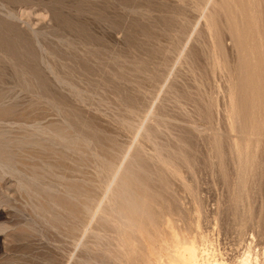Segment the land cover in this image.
I'll return each mask as SVG.
<instances>
[{
  "label": "rangeland",
  "instance_id": "obj_1",
  "mask_svg": "<svg viewBox=\"0 0 264 264\" xmlns=\"http://www.w3.org/2000/svg\"><path fill=\"white\" fill-rule=\"evenodd\" d=\"M229 1L0 0V264H142L130 251L149 257L147 240L137 231L123 235L110 195L118 179L111 182L109 165L143 172L144 193L154 187L145 194L153 208L159 201L175 205L172 210L168 204L171 210L163 209L159 221L172 217L171 230L188 241L199 239L196 245L205 246L207 257L238 264L250 255L264 264V136L254 158L259 169L246 176V196L234 180L231 141L243 147L252 139L248 148L252 145L254 154V131L227 117L229 97L243 95L239 50L227 25L235 21L232 16L241 21L250 11L245 20L255 18L253 24L243 17L234 26L248 32L254 25L258 41L253 30L249 36L258 44L253 45L258 57H264V0ZM223 5H229L228 12ZM239 23L251 27L246 31ZM250 174L257 180L253 184ZM166 229L159 223L149 238L163 257Z\"/></svg>",
  "mask_w": 264,
  "mask_h": 264
},
{
  "label": "bare ground",
  "instance_id": "obj_2",
  "mask_svg": "<svg viewBox=\"0 0 264 264\" xmlns=\"http://www.w3.org/2000/svg\"><path fill=\"white\" fill-rule=\"evenodd\" d=\"M208 1H210L211 2V0H208ZM229 1V0H228ZM237 1H239V0H237ZM236 1V2H237ZM243 1V0H242ZM254 1V0H253ZM260 1V0H259ZM197 2V1H196ZM210 2H208L209 4H210ZM241 2V0L239 1V3ZM245 2H248V1H245ZM206 3H207V0H206ZM227 3H229L230 4V1L229 2H227ZM226 3V4H227ZM232 3V2H231ZM235 3V2H234ZM233 3V4H234ZM242 3V2H241ZM244 3V2H243ZM255 3V2H254ZM254 3H250V4H252V6H253V4ZM263 3V2H262ZM223 4H224V2H223ZM245 4V3H244ZM246 4H248V3H246ZM249 4V5H250ZM230 5H232V4H230ZM248 5V6H249ZM257 5V4H256ZM229 6V5H228ZM227 6V7H228ZM233 6V5H232ZM231 6V7H232ZM235 6V5H234ZM247 6V5H246ZM247 6V7H248ZM203 7V6H202ZM223 7H225L226 9H224V11H226V12H228L227 10V7L226 6H224L223 5ZM250 7H251V5H250ZM249 7V8H250ZM229 8V7H228ZM233 8H235V7H233ZM249 8H247V10H246V12L247 11H249L248 9ZM258 8V7H257ZM217 9V8H216ZM251 9H252V7H251ZM250 9V10H251ZM220 10V9H219ZM237 9L235 8V10L234 11H236ZM256 9H254V11H255ZM218 11V10H217ZM232 11V10H231ZM230 11V12H231ZM251 11H253V10H251ZM259 11V10H258ZM225 12V13H226ZM239 12H241L240 10H239ZM214 13V12H213ZM237 16L239 15L238 14V10H237ZM242 13V12H241ZM240 13V14H241ZM248 14V16H249V14H250V11L249 12H247ZM258 13V12H257ZM215 14V13H214ZM230 13H228L227 15H229ZM232 14H233V12H232ZM234 14H235V12H234ZM242 14H244V13H242ZM251 14H252V12H251ZM222 15V14H221ZM236 15V14H235ZM234 15V16H235ZM246 15V16H247ZM236 16V17H237ZM244 17V15L242 16V19H243V17H244V19H243V21L245 20V18H247V17ZM251 16V15H250ZM233 17V16H232ZM231 17V19H234L235 21H236V19L238 18H232ZM240 17H241V15H240ZM257 17V16H256ZM212 18V17H211ZM219 18V17H218ZM228 18H230L229 16H228ZM242 19H241V21H242ZM253 19H255V18H253ZM253 19H250V17H249V20H251L250 22H249V20L247 21V20H245L244 22H249V24H253L254 22H252V20ZM209 20V19H208ZM212 21H213V18L211 19ZM230 20V19H229ZM239 20V22H241L240 21V19L238 18L237 19V21ZM211 21V22H212ZM217 21V20H216ZM225 21H226V18H225ZM228 21V20H227ZM233 21V20H232ZM234 21V22H235ZM242 21V22H243ZM254 21V20H253ZM257 21V20H256ZM261 21V20H260ZM234 22H230L229 21V23H231V24H229V25H232L231 26V28H229L228 27V25H227V29L229 30L230 29V31L229 32H233V37H234V39H235V45H236V49H238L239 51V55H237V56H239L240 57V67L242 68V76L240 77V80L238 81L241 85V88L240 89H242V92L241 93H243V95L242 96H238L239 97V100H238V98H236V97H234V96H232L233 94V92L231 93V95L230 96H232V97H229V101L231 102V105L229 106V104H228V106H229V115H230V117L227 115V117H228V119L230 118V122L231 123H233V122H240V121H242V122H240V124L242 123L243 124V122L244 123H246V124H250L251 126H252V130L254 131V134L252 133V136H254V142L256 143V144H254V145H256V147H255V149H256V151L254 150V147H253V150H254V152H256V153H254V154H252L250 151L252 150L250 147H252V145L251 146H249V148H248V145H249V143H250V141L252 140V139H245V133H244V136H242V137H244V141H245V144L243 145V147H240V145H237L236 144V141H235V144L234 143H232V142H234V141H231V149L233 150V153H234V155L235 156H237V169H238V171H235L236 173L238 172V178H236V179H234L235 181L237 180V186H238V188H239V190H243L244 189V187H245V184H247L246 182H248L247 180H246V176L247 175H249V173L250 172H253V170H255V171H257L259 168H258V166L256 167L255 165H254V158L255 157H257L258 155H257V153H258V150H260L259 149V147H261L260 145H259V143H260V141L258 140V138L259 137H261V135L262 136H264L263 135V132H264V112H263V108H264V96H263V94H264V79L262 80V79H260L259 78V74H261V70L263 69L264 70V57L262 56V54H261V56L262 57H258V54H257V51L255 52V50H254V42H253V44H252V39L255 37V35L256 34H258L259 32H257L255 29V27H251V25L249 26L248 24V26L249 27H251V29H249V31L250 30H253V28H255L254 30L257 32H254V30H253V32L252 33H255L254 34V37H252V39H251V37L249 36L250 34L252 35V33L250 32V34H249V31L248 32H241V31H238L237 32V30H236V28L237 27H235L234 25H235V23ZM232 23H234V24H232ZM238 23V22H237ZM209 24H210V22H209ZM228 24V23H227ZM240 24V23H239ZM245 25H243L242 24V26H245L246 27V31H247V27L248 26H246V23H244ZM210 26H211V28H212V24H210ZM209 26V27H210ZM238 26V25H237ZM241 26V24L239 25V27ZM241 26V27H242ZM255 26H257V25H255ZM235 28V29H234ZM242 29V28H241ZM240 29V30H241ZM210 30V29H209ZM244 30H245V28H244ZM148 31V30H147ZM146 31V32H147ZM167 31V30H166ZM216 31V30H215ZM243 31V30H242ZM231 32V33H232ZM148 33V32H147ZM231 35V34H230ZM250 37V38H249ZM261 37V36H260ZM230 38H232V37H230ZM250 40V41H249ZM254 40H257V36L254 38ZM263 40V39H262ZM258 41V40H257ZM218 42H220V41H218ZM256 44H257V42H255ZM259 43V42H258ZM254 45V46H253ZM258 45V44H257ZM264 46V45H263ZM258 47V46H257ZM259 47H262L260 44H259ZM235 48V47H234ZM235 49V50H236ZM264 49V48H263ZM257 50V49H256ZM261 50H262V48H261ZM221 51V50H220ZM263 51V50H262ZM262 51H259L260 53L262 52ZM258 52V53H259ZM264 55V54H263ZM224 56V55H223ZM260 56V55H259ZM238 59V58H237ZM236 59V60H237ZM232 62V61H231ZM236 63V62H235ZM239 63H238V66H239ZM226 65V64H225ZM237 66V67H238ZM223 67V66H222ZM227 67V66H226ZM231 67V66H230ZM240 67H238V68H240ZM228 69V68H227ZM229 70V69H228ZM235 70H237V68H235ZM238 71H240V70H238ZM238 71H237V73H238ZM240 71V72H241ZM136 72V71H135ZM227 72H229V71H227ZM231 72H233V71H231ZM231 72L229 73V74H231ZM263 73V72H262ZM235 74V73H234ZM241 75V74H240ZM227 76V75H226ZM237 76H239V74L237 75ZM135 77V76H134ZM230 77H233V75H230ZM235 78V77H234ZM264 78V77H263ZM232 79V78H231ZM237 79H238V77H237ZM43 81V80H42ZM229 81H231V80H229ZM235 81H236V79H235ZM44 82V81H43ZM232 82V81H231ZM230 82V83H231ZM233 82H234V80H233ZM237 82V83H238ZM42 83V82H41ZM45 83V82H44ZM43 83V84H44ZM47 85V84H46ZM46 85H44V86H41V85H39V86H41V88H43L44 89V87L46 86ZM231 85H232V83H231ZM226 86H229V85H226ZM234 86H236V85H234ZM49 88V87H48ZM231 88H233V85H232V87L230 86V90H231ZM236 88H238V86L236 87ZM234 89H235V87H234ZM229 90V91H230ZM233 90V89H232ZM231 90V91H232ZM230 91V92H231ZM234 91V90H233ZM235 93V92H234ZM240 93V94H241ZM230 98H231V100H230ZM30 107V106H29ZM31 107H32V105H31ZM35 107V106H34ZM34 107H32V108H34ZM31 108V109H32ZM12 109V108H11ZM28 109V108H27ZM31 109H29V110H31ZM34 110H35V108H34ZM5 111V110H4ZM28 111V110H27ZM45 111V110H44ZM228 111V110H227ZM243 111V112H242ZM35 112V111H34ZM245 112V113H244ZM6 113V112H5ZM11 113V112H10ZM24 113H26L25 111H24ZM27 113H29V112H27ZM30 114V113H29ZM27 115V114H26ZM32 116H33V114H32ZM32 116H31V119H32ZM37 116V115H36ZM35 117V116H34ZM38 118V117H37ZM30 120V119H29ZM32 120H34V119H32ZM36 121H38V119H35ZM25 121V120H24ZM39 121H40V119H39ZM42 121V120H41ZM45 122V121H44ZM43 122V123H44ZM229 122V121H228ZM38 123V122H37ZM29 124V123H28ZM47 124V123H46ZM45 124V125H46ZM63 124V123H62ZM237 124V123H236ZM240 124H238V125H240ZM234 125V124H233ZM245 125V124H244ZM41 126H43V124L41 125ZM243 126V125H242ZM247 126V125H246ZM30 127V126H29ZM44 127V126H43ZM48 127V126H47ZM58 127V126H57ZM61 127V126H60ZM230 127H232V126H230ZM240 127H241V125H240ZM244 127V126H243ZM242 127V128H243ZM249 127V125L247 126V128ZM61 128H63V127H61ZM242 128H241V130H242ZM247 128H244V129H247ZM44 129V128H43ZM67 129V128H66ZM128 129V128H127ZM48 129H46V131H47ZM61 130V129H60ZM60 130H56V131H54V133H55V137L57 138V139H59V140H63V135H62V133H61V131ZM131 130V129H130ZM38 131V130H37ZM67 131V130H66ZM238 131H239V129H238ZM244 131V130H243ZM246 131V130H245ZM251 131V129L249 130V131H246V132H250ZM32 132V131H31ZM53 132V131H52ZM51 132V133H52ZM240 133H242L241 131H240ZM45 134H50V131H49V133H45ZM33 135V134H32ZM36 135V134H35ZM93 135V134H92ZM243 135V134H242ZM246 135H250L251 136V132H250V134H246ZM31 136V135H30ZM48 136H50V135H48ZM66 136V135H65ZM32 137H35V136H32ZM44 137H46V136H44ZM72 137V136H71ZM71 137H69V139L71 138ZM215 137V136H214ZM213 137V138H214ZM238 137V136H237ZM248 137V136H247ZM29 138V137H28ZM37 138V137H36ZM240 138V137H239ZM249 138V137H248ZM264 138V137H263ZM56 139V140H57ZM90 139H92V138H90ZM98 139H100V138H98ZM30 140V139H29ZM33 140H35V139H33ZM50 139H48V141H49ZM54 140V139H53ZM74 140H76L77 141V139H74ZM102 140V139H101ZM105 140V139H104ZM240 140V139H239ZM24 141H25V139H24ZM72 142V139H70L69 140V142ZM91 141V140H90ZM244 141L242 142V143H244ZM1 142V141H0ZM108 142V141H107ZM110 142V141H109ZM212 142H213V140H212ZM238 142H240V141H238ZM253 142V141H252ZM28 143V142H27ZM37 143H38V140H37ZM42 143V142H41ZM46 143V142H45ZM58 143V142H57ZM94 144H95V142H93ZM112 142H110V144H111ZM264 143V142H263ZM33 144H34V142H33ZM74 144H75V141H74ZM73 144V145H74ZM233 144V145H232ZM5 145V144H4ZM21 145H23V144H21ZM20 145V146H21ZM31 145V144H30ZM35 145V144H34ZM46 145H48V144H46ZM52 145V144H51ZM97 145V144H96ZM215 145V144H214ZM213 145V146H214ZM228 145V144H227ZM241 145V146H242ZM262 145V144H261ZM10 146H11V144H10ZM18 146V145H17ZM36 146H37V144H36ZM50 145H48L47 147H49ZM63 145H61V147H62ZM112 146V145H111ZM217 147H218V145H216ZM221 146H222V144H221ZM229 146V145H228ZM264 145H262V147H263ZM2 147V146H1ZM8 147H9V145H8ZM7 147V148H8ZM32 147H35V146H33L32 145ZM46 147V146H45ZM45 147H43V148H45ZM65 147V146H64ZM72 147H74V146H72ZM101 147V146H100ZM104 147V146H103ZM53 148V147H52ZM77 148V147H76ZM102 148V147H101ZM109 148V147H108ZM219 148V147H218ZM230 148V147H229ZM228 148V149H229ZM34 149H37V148H34ZM41 148H39L38 150H40ZM57 149V148H56ZM59 149V148H58ZM61 149V148H60ZM72 150H73V148H71ZM98 149H100V148H98ZM97 149V150H98ZM102 149H104V148H102ZM112 149V148H111ZM220 149V148H219ZM249 149H251L250 151H249ZM262 149V148H261ZM37 150V151H38ZM50 150H52V149H50ZM53 150H55V149H53ZM79 150V149H78ZM96 150V151H97ZM101 150V149H100ZM99 150V151H100ZM110 150V149H109ZM216 150V149H215ZM6 151H8V150H6ZM23 151V150H22ZM32 151H33V149H32ZM61 151H62V149H61ZM102 151V150H101ZM100 151V152H101ZM124 151V150H123ZM139 151V150H138ZM221 151V150H220ZM228 151V150H227ZM1 152V151H0ZM8 152H10V151H8ZM60 152V151H59ZM108 152H110V151H108ZM216 152H217V150H216ZM230 152H231V150H230ZM260 152V151H259ZM3 153H4V151H3ZM12 153H13V151H12ZM24 153V152H23ZM44 153V152H43ZM74 153V152H73ZM112 153V152H111ZM116 153V152H115ZM220 153V152H219ZM40 154V153H39ZM61 154H62V152H61ZM65 154V153H64ZM99 154V153H98ZM105 154V153H104ZM117 154V153H116ZM127 154H128V152H127ZM137 154V153H136ZM157 154H159V153H157ZM161 154H163V153H161ZM256 154V155H255ZM263 154V153H262ZM7 155V154H6ZM42 155V154H41ZM50 155H52V154H50ZM66 155V154H65ZM79 155V154H78ZM112 155V154H111ZM110 154H109V156H111ZM125 155V154H124ZM129 155V154H128ZM128 155L126 156V157H128ZM171 155V154H170ZM217 155H219L218 153H217ZM232 155V154H231ZM28 156H29V154H28ZM53 156V155H52ZM100 155H98V157H99ZM107 156V155H106ZM108 156V157H109ZM119 156V155H118ZM161 156V155H160ZM179 156V155H178ZM183 156V155H182ZM222 156V155H221ZM7 157V156H6ZM31 157V156H30ZM32 157H34V156H32ZM56 157V156H55ZM66 157V156H65ZM115 157V156H114ZM135 157V156H134ZM158 157V156H157ZM169 157V156H168ZM171 157V156H170ZM177 157V156H176ZM222 157H224V156H222ZM234 157V156H233ZM3 158V157H2ZM15 158V157H14ZM104 158V157H103ZM106 158V157H105ZM113 158V157H112ZM116 158V157H115ZM123 158V157H122ZM172 158V157H171ZM173 158H174V156H173ZM180 158H181V156H180ZM216 158V157H215ZM219 158H221V157H219ZM236 158V157H235ZM234 158V159H235ZM9 159V158H8ZM44 158H42V161H44L43 160ZM77 159V158H76ZM98 159V158H97ZM165 160H166V158H164ZM185 159V158H184ZM188 159V158H187ZM223 159V158H222ZM32 160V159H31ZM69 160V159H68ZM109 160H111V158L109 159ZM117 160V159H116ZM124 160H126L125 158H123V161ZM159 160H160V158H159ZM179 160V159H178ZM256 160V159H255ZM8 161V160H7ZM16 161V160H15ZM72 161V160H71ZM76 161V160H75ZM77 161H79V160H77ZM113 161H114V158H113ZM122 161V160H121ZM160 161H162L163 162V160H160ZM36 162V161H35ZM35 162H34V164H35ZM46 162V161H45ZM60 162V161H59ZM111 162V161H110ZM116 162V161H115ZM114 162V163H115ZM134 162V161H133ZM157 162V161H156ZM222 162V161H221ZM33 163V162H32ZM42 163H44V162H42ZM47 163V162H46ZM81 163V162H80ZM113 163V162H112ZM138 163V162H137ZM159 164H160V162H158ZM163 163H165L164 164V166H166L167 167V161L165 162H163ZM170 163V162H169ZM263 163V162H262ZM30 164H31V162H30ZM50 164L51 163H49L48 165L50 166ZM58 162H57V165L56 166H58ZM109 164H111V163H109ZM108 164V165H109ZM124 164V163H123ZM130 164H131V162H130ZM129 164V162H126V165H130ZM133 164V163H132ZM177 164V163H176ZM220 164V163H219ZM256 164V163H255ZM47 165V164H46ZM64 165H65V162H64ZM104 165V164H103ZM125 165V164H124ZM124 165H122V166H124ZM134 165H136V164H134ZM142 165V164H141ZM170 165H172V164H170ZM170 165H168V169H169V166ZM257 165V164H256ZM263 165V164H262ZM261 165V166H262ZM33 166V165H32ZM31 166V167H32ZM51 166H53V165H51ZM74 166V165H73ZM113 166L114 165H112V166H108L107 167V169H106V167H105V169L106 170H108L109 172H111V182H113V180L114 179H118L117 181H118V183H117V186H114V190H110L111 189V182L109 183V181H108V184L110 185H108L109 186V190L110 191H112L113 193L111 194L110 193V195L112 196L113 195V199H112V205H114V207L116 208V215L114 216V217H118L119 219H121L120 221L122 222H119V223H121V224H124V226L123 225H120L121 227L123 226L124 227V230H121V231H123L122 233H124L123 235H125V237H127L128 238V236H130V234L131 233H133L134 231H137V233L139 232L146 240H147V249H148V251H149V254H150V256L149 257H147V256H144V255H142V254H140V253H134L135 251H133V247L135 246V244H134V246L132 245V244H129L128 246L129 247H131L132 246V248H129L128 247V249H132V251H130L131 252V255L132 256H134L135 258H136V260H138L140 263H142V264H227V263H224L223 261H219L218 259H213V258H215V255L213 256V258L212 257H207L208 255L207 254H210V253H208L207 251H206V249H205V251L207 252V254H205L206 252H203L202 250H204V248H205V246H203L202 248V250H201V247L199 246V239L197 240V237H196V240L198 241V247L200 248V250L198 249V247H197V245H196V243H197V241L195 242L194 240H195V238H194V240L192 239L191 240V238H190V241H188V240H185L187 237L185 236V234H182L181 233V235H184L186 238H183V236L180 238V236H177V235H180V233L179 234H175V232L177 231H175V229L176 228H173V230L175 231V232H173V230H171L172 229V223L174 222L173 220V218L171 217V219H172V221H171V219L169 220L168 218H166L167 216H169V215H167L166 217H165V219H167V220H165V219H163L164 220V222H162L163 224H165V227L167 228L166 230L168 231V234L166 233V230H163V231H165V234H167L166 236L168 237V239H167V237H166V239H167V241H166V243H164V241H163V243H162V241H160V244L158 243L157 245H160V249L162 250V252H166V254H165V256L163 257V256H161V254H159V251H158V249L156 248V246L155 245H153V243H152V241H151V243H150V240H149V238L151 237V235H152V233H153V229L154 228H156V226L160 223V224H162L160 221H159V219H160V217H161V211L163 212V209L166 211V210H169L170 208H172V210H174V207H175V205L173 206L171 203H169L168 202V200H167V202H168V204L169 205H172V207L171 206H169L168 204H167V206H169V208L168 209H165V207H167L165 204H166V197L164 198L165 200V203H163V202H161V201H159L160 202V204L158 203V210H157V208L155 209V207H157V206H155V203H154V208H153V206L151 205V202L148 200V197L146 198V196H145V194L147 195V193L149 192V191H153V188L151 189L150 188V190H148V192H146V193H144V191L146 190L147 191V189H145V185H144V183L146 182V180L144 181V179L142 180V181H144V183H143V185H144V189L145 190H143V188L141 187V186H143V185H141L140 184V176H142V175H144L145 176V174L142 172V173H140L141 175L139 176V173H138V171H136L135 173L134 172H132L131 170H129V168H127V169H125V168H123V169H121V168H119L121 165H118L119 167H118V169H113ZM158 166H160V165H158ZM163 165L161 164V169L163 168L162 167ZM174 166V165H173ZM176 166V165H175ZM38 167H39V165H38ZM54 168H55V165L53 166ZM101 167V166H100ZM103 167V166H102ZM141 167V166H140ZM139 167V168H140ZM156 167V166H155ZM165 167V168H166ZM171 168H172V166H170ZM222 167V166H221ZM221 167H220V169H221ZM57 169H58V167H56ZM61 168V167H60ZM68 168V167H67ZM78 168V167H77ZM76 168V169H77ZM131 168V167H130ZM134 168V167H133ZM132 168V169H133ZM159 168V167H158ZM235 168V167H234ZM256 168H258V169H256ZM66 169V168H65ZM101 169V168H100ZM103 169V168H102ZM105 169L103 170L104 172H105ZM155 169V168H154ZM167 169V170H168ZM173 169H175V167H173ZM18 170V169H17ZM51 170V169H50ZM70 170H72V169H70ZM134 170H136L135 168L133 169V171ZM158 170V169H157ZM164 170V169H163ZM166 170V169H165ZM166 170V171H167ZM171 170V169H170ZM169 170V171H170ZM217 170V169H216ZM235 170H236V168H235ZM264 170V169H263ZM43 171H45V170H43ZM68 171V170H67ZM77 171V170H76ZM161 171V170H160ZM168 171V172H169ZM176 171V170H175ZM222 171V170H221ZM102 172V171H101ZM153 172H155V171H153ZM162 173H163V171H161ZM165 172V171H164ZM172 172V171H171ZM260 172V171H259ZM77 173V172H76ZM156 173V172H155ZM162 173L160 174V173H157L159 176L160 175H162ZM170 173V172H169ZM175 173V172H174ZM221 173V172H220ZM263 172H261L260 174H262ZM35 174H36V172H35ZM49 174V173H48ZM59 174V173H58ZM70 174H71V172H70ZM110 174V173H109ZM108 174V175H109ZM165 174V173H164ZM171 174H173V173H171ZM259 174V173H258ZM60 175H61V173H60ZM64 175V174H63ZM156 175V174H155ZM154 175V176H155ZM170 175V174H169ZM168 175V176H169ZM224 175V174H223ZM37 176V175H36ZM57 176V175H56ZM69 176V175H68ZM110 176V175H109ZM148 176V175H147ZM153 176V177H154ZM171 176V175H170ZM177 176H178V174H177ZM180 176V175H179ZM250 176H251V174H250ZM252 176H253V174H252ZM252 176H251V178H250V180H252ZM256 176H257V173H256ZM260 176H262V175H260ZM30 177V176H29ZM63 177V176H62ZM62 177H61V179H62ZM65 178L67 177V176H64ZM75 177V176H74ZM146 177V176H145ZM158 177V176H157ZM156 177V178H157ZM164 177H166L165 175H164ZM172 177V179H173V176H171ZM176 176H174V178H175ZM249 177V176H248ZM259 176H257V178H258ZM71 178H73V176L71 177ZM108 176H107V180H108ZM109 178V179H110ZM141 178H143V177H141ZM148 178V177H147ZM150 178V177H149ZM159 178H162V177H159ZM177 178V177H176ZM256 178V179H257ZM261 178V177H260ZM259 178V179H260ZM33 179V178H32ZM66 179H68V178H66ZM70 179V178H69ZM154 179V178H153ZM171 179V178H170ZM178 179V178H177ZM254 179V182L255 181H257V180H255V178H253ZM64 180V179H63ZM74 180H76V177H75V179ZM162 180H164V179H162ZM43 181V180H42ZM55 181V180H54ZM70 181V180H69ZM72 181V180H71ZM70 181V182H71ZM148 181V180H147ZM159 182H160V180H158ZM167 181V179L166 180H164V182H166ZM234 181V182H235ZM32 182V181H31ZM76 182H78V181H76ZM114 182H116L115 180H114ZM113 182V183H114ZM150 182V181H149ZM152 182V181H151ZM151 182L149 183L150 185H151ZM162 182V181H161ZM168 182V181H167ZM170 182V181H169ZM173 182V181H172ZM252 182V184L254 183L253 182V180L252 181H250V183ZM142 183V182H141ZM148 183V182H147ZM163 183V182H162ZM60 184V183H59ZM149 184H148V187H149ZM248 184H249V182H248ZM26 185V184H25ZM62 185V184H61ZM113 185V184H112ZM155 185V184H154ZM163 185V184H162ZM251 185V184H250ZM40 186V185H39ZM165 186V185H164ZM168 186V185H167ZM234 186V185H233ZM35 187V186H34ZM250 187V186H249ZM47 188V187H46ZM108 188V187H107ZM147 188V187H146ZM247 188V187H246ZM27 189V188H26ZM30 189V188H29ZM69 189V188H68ZM112 189H113V186H112ZM149 189V188H148ZM158 189H159V187H158ZM160 189H162L163 190V188H160ZM165 189V188H164ZM237 190V188H235L234 187V190ZM23 190V189H22ZM75 190V189H74ZM108 190V189H107ZM106 190V191H107ZM108 190V191H109ZM168 190V189H167ZM165 191V192H168V191ZM173 190V189H172ZM245 190V189H244ZM243 190V192L245 193V191ZM249 190V189H248ZM247 190V191H248ZM156 191V193H153V194H157L158 192H157V190H155ZM164 191V190H163ZM37 192V191H36ZM242 192V191H241ZM151 193V192H150ZM161 193V192H160ZM159 193V194H160ZM164 193V192H163ZM162 193V194H163ZM174 193V192H173ZM237 193H238V191H237ZM162 194H160V195H162ZM239 194H240V191H239ZM246 194V193H245ZM34 195V194H33ZM152 195V194H151ZM160 195L158 196V197H160ZM164 195H165V193H164ZM50 196V195H49ZM148 196H150V195H148ZM157 196V195H156ZM166 196V195H165ZM240 196V195H239ZM242 196H244V194L242 195ZM246 196H247V194H246ZM79 197V196H78ZM152 198L154 199V197L152 196ZM170 198V197H169ZM168 198V199H169ZM233 198V197H232ZM246 198V197H245ZM81 199V198H80ZM231 199V198H230ZM235 199V198H234ZM54 200V199H53ZM57 200V199H56ZM88 200V199H87ZM152 200V199H151ZM161 200V199H160ZM232 200V203H233V199H231ZM236 200V199H235ZM242 200H243V198H242ZM111 201V200H110ZM155 202H156V200H154ZM158 201V200H157ZM163 201V200H162ZM236 202H237V200H236ZM243 202H244V200H243ZM56 203V202H55ZM90 203V202H89ZM156 203V204H157ZM174 203V202H173ZM235 203V202H234ZM241 203V202H240ZM240 203H239V205H240ZM84 204V203H83ZM91 204V203H90ZM98 205H100V203L98 204ZM97 205V206H98ZM109 205V204H108ZM232 205H237V204H232ZM238 205V206H239ZM85 206V205H84ZM93 206V205H92ZM236 207L237 206H235V209H236ZM110 208V207H109ZM112 208V207H111ZM233 208V207H232ZM94 209V208H93ZM107 209V208H106ZM87 210H88V208H87ZM91 210V209H90ZM97 210H99V209H97ZM110 210V209H109ZM111 210H114V208L113 209H111ZM171 210V209H170ZM234 210V209H233ZM43 211V210H42ZM96 211V210H95ZM165 211H164V213H162V214H165ZM85 212V211H84ZM89 212V211H88ZM97 212V211H96ZM96 212H94V214L96 213ZM109 212V211H108ZM169 212V211H168ZM105 213V212H104ZM110 213V212H109ZM113 213V212H112ZM114 213H115V211H114ZM166 213H167V211H166ZM173 213V212H172ZM98 213H96V215H97ZM102 214V213H101ZM174 214V213H173ZM78 215V214H77ZM86 215V214H85ZM88 215L89 216H91V214L90 213H88ZM106 215H108L107 213H106ZM101 216H103V215H101ZM109 216V215H108ZM243 216V215H242ZM246 216V215H245ZM79 217V216H78ZM93 216H91V218H92ZM105 217V216H104ZM107 217V216H106ZM113 217V218H114ZM164 217V216H163ZM162 217V218H163ZM112 218V219H113ZM162 218H161V221H162ZM110 218L108 217V220H109ZM115 219H117V218H115ZM182 219V218H181ZM247 219V218H246ZM64 220V219H63ZM83 220V219H82ZM111 220V219H110ZM123 220V221H122ZM106 221V220H105ZM105 221H104V223H105ZM116 221H118V220H116ZM115 221V222H116ZM102 222V221H101ZM109 222V221H108ZM114 222V221H113ZM124 222V223H123ZM111 223H112V221H111ZM119 223L118 224H116L117 226L119 225ZM175 223V222H174ZM115 224V223H114ZM113 225V224H112ZM112 225H111V227H112ZM115 225V226H116ZM146 225H147V227H146ZM119 226V227H120ZM174 226V225H173ZM114 227V226H113ZM122 227V228H123ZM159 227V226H158ZM161 227H163L164 228V226H161ZM116 228V227H115ZM122 228H118V230L119 229H122ZM117 229V228H116ZM117 232V234H119L118 233V231H116ZM120 232V231H119ZM180 232V231H179ZM76 233V232H75ZM122 233H120V234H122ZM164 234V235H165ZM118 236V235H117ZM131 237V236H130ZM129 237V238H130ZM192 238L194 237V236H191ZM122 238H123V236H122ZM138 238V237H137ZM152 238V237H151ZM118 239H120V238H118ZM125 239V238H124ZM124 239H123V241H121V243H125V241H124ZM132 239H133V237H132ZM121 240V239H120ZM127 240V239H126ZM128 240H131V239H128ZM145 240V241H146ZM134 241V240H133ZM138 241H140V240H137V243H138ZM157 241V240H156ZM126 243H127V241H126ZM129 243H131V241H129ZM207 243V242H206ZM146 244V243H145ZM119 245V244H118ZM121 245V244H120ZM123 245V244H122ZM126 245V244H125ZM205 245V244H204ZM209 245V244H208ZM137 246V245H136ZM207 246V245H206ZM209 247V246H208ZM208 247H206L207 249H210V248H208ZM121 248V247H120ZM126 248V247H125ZM136 248H138V246L136 247ZM124 249V248H123ZM128 249H127V251H128ZM164 250V251H163ZM121 251H122V249H121ZM125 251V250H124ZM128 251V252H129ZM209 251V250H208ZM255 251V250H254ZM210 252V251H209ZM263 253V252H262ZM250 254V253H249ZM255 254V253H254ZM120 255V254H119ZM130 255H127V257H129ZM209 256H211V255H209ZM152 257V258H151ZM124 258H125V256H124ZM212 258V259H211ZM262 258V257H261ZM218 260V261H217ZM115 261V260H114ZM260 261V260H259ZM118 262V261H117ZM134 263V262H133ZM260 262H258V260H257V258H256V256H254V258H253V260L250 258V255H247V256H245L241 261H239L238 262V264H259ZM262 263H263V261H262ZM261 263V264H262ZM127 264V263H126ZM135 264V263H134Z\"/></svg>",
  "mask_w": 264,
  "mask_h": 264
}]
</instances>
